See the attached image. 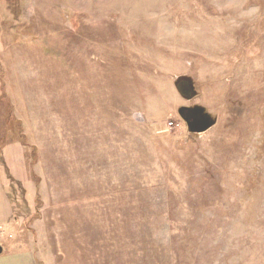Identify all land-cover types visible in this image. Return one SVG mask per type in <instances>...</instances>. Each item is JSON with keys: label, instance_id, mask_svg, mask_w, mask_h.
Returning <instances> with one entry per match:
<instances>
[{"label": "rangeland", "instance_id": "1", "mask_svg": "<svg viewBox=\"0 0 264 264\" xmlns=\"http://www.w3.org/2000/svg\"><path fill=\"white\" fill-rule=\"evenodd\" d=\"M0 246L264 264V0H0Z\"/></svg>", "mask_w": 264, "mask_h": 264}, {"label": "water", "instance_id": "2", "mask_svg": "<svg viewBox=\"0 0 264 264\" xmlns=\"http://www.w3.org/2000/svg\"><path fill=\"white\" fill-rule=\"evenodd\" d=\"M190 80L188 79H179L177 81V86L180 90V92L182 93V95H184L185 97L191 95V83L189 82ZM189 98V97H188ZM188 116L185 118L187 119L188 123H189V128L191 132H206L209 129H211V127H213L216 123V121L214 119H212V117L208 114H204V111L201 108H192V109H188ZM194 119V122H191V120ZM3 253V248L0 246V255Z\"/></svg>", "mask_w": 264, "mask_h": 264}, {"label": "crops", "instance_id": "3", "mask_svg": "<svg viewBox=\"0 0 264 264\" xmlns=\"http://www.w3.org/2000/svg\"><path fill=\"white\" fill-rule=\"evenodd\" d=\"M17 256H8V257H5L4 259L5 260H10V261H14V260H16L17 261ZM22 261V260H21ZM21 261H19V262H21ZM31 261V260H30ZM2 264H4L3 262H2ZM16 264H19V263H16Z\"/></svg>", "mask_w": 264, "mask_h": 264}]
</instances>
